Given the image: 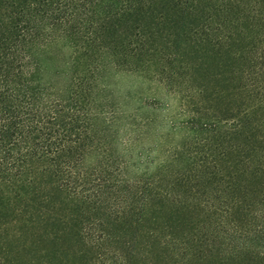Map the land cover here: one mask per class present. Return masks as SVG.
<instances>
[{
    "label": "trees",
    "instance_id": "1",
    "mask_svg": "<svg viewBox=\"0 0 264 264\" xmlns=\"http://www.w3.org/2000/svg\"><path fill=\"white\" fill-rule=\"evenodd\" d=\"M0 264H264V0H0Z\"/></svg>",
    "mask_w": 264,
    "mask_h": 264
}]
</instances>
